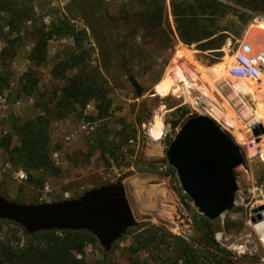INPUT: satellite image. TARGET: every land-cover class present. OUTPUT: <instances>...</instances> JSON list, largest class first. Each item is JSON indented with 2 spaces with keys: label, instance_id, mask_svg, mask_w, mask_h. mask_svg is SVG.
<instances>
[{
  "label": "rangeland",
  "instance_id": "obj_1",
  "mask_svg": "<svg viewBox=\"0 0 264 264\" xmlns=\"http://www.w3.org/2000/svg\"><path fill=\"white\" fill-rule=\"evenodd\" d=\"M166 1L168 41L151 37L135 20L137 0H102L122 36L120 62L118 65L107 63L104 70L111 100L108 117L97 119L95 104L91 102L81 115L73 114L50 124L52 160L60 173L45 176L39 188L28 186L23 171L14 170L0 149V188L8 200L31 205L76 199L93 188L122 179L137 223L131 230L139 225L156 227L158 235H163L169 246L132 254L129 249L133 234H125L109 252V264H159L176 255L172 236L184 241L195 252L199 264H207L208 257L220 264H264V245L250 221L253 209L264 206V135L258 141L259 155L245 157L246 166L234 170L238 187L234 207L210 221L216 248L204 242L206 219L182 192L176 173L165 158L168 145L185 121L196 115H206L202 107L205 103L215 106L232 122L234 127L228 128L224 122L215 120L244 153L245 143L253 137L249 134L250 128L243 126L226 104L217 84L221 89L227 87L222 83L234 88L232 93L242 98L252 111L260 105L263 108L260 123L264 127V79L259 71L245 68L238 55L244 32L249 26L264 28V16L249 15L252 18L242 26L241 38L234 41L230 35L218 49L201 52L195 45H186L172 34L173 17L169 0ZM33 6L36 17L45 26L67 17L78 30H85L83 44L89 49L88 62L102 71L97 47L82 21L71 11L70 0H37ZM2 17L0 13V19ZM228 19L230 17L223 15L219 36L228 34L222 31L229 28ZM4 46L0 37V51ZM31 47L28 42L20 48L5 68L9 85L0 94V138L14 125L38 115L33 98L19 93L21 75L28 70L34 71L39 78L40 92L48 98L62 84L52 79L50 71L74 50L71 39L51 41L47 47V61L36 67L27 60ZM219 64L224 66L221 76L216 77L218 74L211 69ZM129 77L143 88L141 98L136 97ZM249 88L252 94L247 93ZM154 118L161 121L162 127L153 124ZM103 253L98 243L86 247L85 264H100Z\"/></svg>",
  "mask_w": 264,
  "mask_h": 264
},
{
  "label": "trees",
  "instance_id": "obj_2",
  "mask_svg": "<svg viewBox=\"0 0 264 264\" xmlns=\"http://www.w3.org/2000/svg\"><path fill=\"white\" fill-rule=\"evenodd\" d=\"M35 1L0 0V13L3 14L0 19V37L5 43L0 51V94L9 85V74L5 69L7 64L28 42H31L32 47L27 60L36 67L47 61V47L51 41L71 39L74 50L59 60L50 71L52 79L62 84L48 98L40 92L39 78L34 71L28 70L21 75L19 93L33 98L38 115L14 125L11 131L0 138V149L14 170L23 171L26 184L39 188L45 176L60 173L52 160L50 124L73 114L81 115L91 102L95 104L97 119L108 117L111 100L104 70L107 63L118 65L120 62L122 36L102 0H70L71 11L82 21L97 47L102 72L99 68L91 67L88 62L89 49L83 44L85 30H78L67 17L58 18L45 26L36 17ZM137 4L135 20L151 37L168 41L167 1L137 0ZM169 9L174 25L172 34L175 33L184 44L195 45L198 51L205 52L218 49L230 35L234 41L241 38L242 26L249 20V15L264 16V0H169ZM223 15L230 17L227 20L229 28L222 29L228 34L219 36ZM162 45L166 47L164 43ZM0 196L6 198L1 188ZM143 228L144 232L140 231ZM203 228L204 242L208 247L216 248L213 224L206 219ZM158 230L149 225L128 230L126 235L133 234L130 252L136 254L168 245L164 236L158 235ZM171 239L175 240L176 255L163 259L159 264H199L195 252L184 241L174 236ZM96 244V239L87 232L51 231L26 236L17 225L0 221V264H85V248ZM109 255L104 252L100 264H109ZM206 260L207 264H220L209 257Z\"/></svg>",
  "mask_w": 264,
  "mask_h": 264
},
{
  "label": "water",
  "instance_id": "obj_3",
  "mask_svg": "<svg viewBox=\"0 0 264 264\" xmlns=\"http://www.w3.org/2000/svg\"><path fill=\"white\" fill-rule=\"evenodd\" d=\"M253 51L264 62V28L249 26L238 52ZM264 72V65H258ZM136 97L143 88L131 77ZM256 141L264 135L261 124L251 128ZM167 164L175 171L182 192L197 212L215 221L235 205L238 192L234 170L245 167V155L221 126L207 115H196L179 128L165 151ZM122 179L93 188L80 197L52 203L19 204L0 196V221L20 227L26 236L41 232H87L109 253L129 229L137 225ZM261 201V197L258 198ZM264 220V206L253 209L250 221Z\"/></svg>",
  "mask_w": 264,
  "mask_h": 264
},
{
  "label": "bare ground",
  "instance_id": "obj_4",
  "mask_svg": "<svg viewBox=\"0 0 264 264\" xmlns=\"http://www.w3.org/2000/svg\"><path fill=\"white\" fill-rule=\"evenodd\" d=\"M242 56H243V58L241 60L242 63L246 66L253 67V69H255V70H257L258 65H264L262 57L257 56L256 53L253 54V51L246 50L245 54H243ZM223 66H224V64H219V65H217L211 69L212 72H214V73L216 72L218 74V76H216V77H219V75L221 76L220 73L222 72ZM260 74H261V79H264V72L260 71ZM213 75H215V74H213ZM213 75L211 74V76H213ZM213 78H215V77H213ZM255 82H257V81H255ZM222 84L227 86V87L225 89H221V87H219L217 84L216 88L220 92L221 96L225 99L226 104L236 113L238 119H240L241 122H243L242 123L243 126L245 125L246 128H248V129L250 128L249 130H251L252 127L257 126L258 124H261L260 123V117H261L263 108L259 105L256 110H253V111L250 110L244 104L242 98H240L239 96H235V94L232 93V92H234L233 91L234 88H232L228 84H225V83H222ZM251 91H252V89L249 88L247 90V93L252 94ZM198 101H199V99L196 100V104L199 103ZM202 107L205 110L204 113L208 116H211L212 119L220 120L221 123L224 122V124L228 125V128L234 127V125L228 119V117L223 115L221 113V111H219V109H217L215 106L205 103L204 105H202ZM153 124L156 125V127L157 126L162 127L161 121L158 120L157 118H154ZM253 227H254L256 234L258 235V237H260V239L262 240L263 245H264V220L257 225H253Z\"/></svg>",
  "mask_w": 264,
  "mask_h": 264
},
{
  "label": "built area",
  "instance_id": "obj_5",
  "mask_svg": "<svg viewBox=\"0 0 264 264\" xmlns=\"http://www.w3.org/2000/svg\"><path fill=\"white\" fill-rule=\"evenodd\" d=\"M238 55H239V61L240 63H242V54H240L238 52ZM242 65L245 67V68H249L250 66H246L242 63ZM253 68V67H251ZM257 71L260 72V70L258 69L257 67ZM249 134H252L251 133V130H249ZM244 155L246 158H255L259 155V144L258 142L256 141V138L252 137L248 142L245 143L244 145ZM21 177H23V175H21Z\"/></svg>",
  "mask_w": 264,
  "mask_h": 264
}]
</instances>
